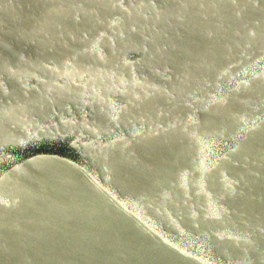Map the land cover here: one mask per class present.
I'll return each instance as SVG.
<instances>
[{
    "label": "water",
    "instance_id": "water-1",
    "mask_svg": "<svg viewBox=\"0 0 264 264\" xmlns=\"http://www.w3.org/2000/svg\"><path fill=\"white\" fill-rule=\"evenodd\" d=\"M0 264H264V0H0Z\"/></svg>",
    "mask_w": 264,
    "mask_h": 264
}]
</instances>
